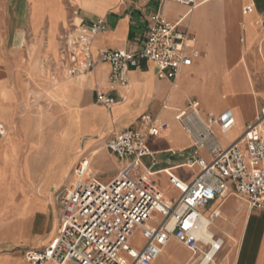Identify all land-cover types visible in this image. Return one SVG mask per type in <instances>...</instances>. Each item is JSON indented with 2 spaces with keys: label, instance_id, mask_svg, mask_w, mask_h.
Returning a JSON list of instances; mask_svg holds the SVG:
<instances>
[{
  "label": "crops",
  "instance_id": "0c3cea01",
  "mask_svg": "<svg viewBox=\"0 0 264 264\" xmlns=\"http://www.w3.org/2000/svg\"><path fill=\"white\" fill-rule=\"evenodd\" d=\"M247 5H252L251 12L245 11ZM158 8L170 22L182 18L195 37L198 55L179 75L178 87L171 89L168 80L158 79L153 64L145 60L128 71L127 86L114 90L104 62L69 80L55 74L58 46L70 35L60 41L57 37L66 20L73 24L76 17L104 19L106 29L91 43L97 58L100 49L137 48ZM261 17L264 0H206L194 6L174 0H0V122L8 130L0 140V264H28L26 250L42 249L54 239L59 220L54 193L71 181L78 159L87 157L98 179L95 162L100 154L117 174L123 161L102 144L143 113L171 126L165 136L147 142L156 160L154 178L168 196L175 191L163 171L185 177L181 170L186 168L179 166L182 160L156 157L189 142L173 119L176 109L185 107L188 100H197L204 115L231 109L236 125L227 134L217 130V136L224 145L235 140L264 104V29L257 23ZM45 58L51 76L41 74ZM95 89L120 99L106 108L95 102ZM154 90L159 99L150 110L147 98ZM176 91L180 97L172 103ZM37 94L45 96L44 105L34 98ZM222 136L227 140L222 141ZM143 161L146 166L151 162L149 157ZM158 175L164 176L170 193ZM216 207L220 215L210 229L224 242L216 264H264V210L250 209L232 193L209 202L206 214ZM169 246L176 252L169 253ZM162 254L153 264L199 261L174 239Z\"/></svg>",
  "mask_w": 264,
  "mask_h": 264
},
{
  "label": "built area",
  "instance_id": "2783aa9c",
  "mask_svg": "<svg viewBox=\"0 0 264 264\" xmlns=\"http://www.w3.org/2000/svg\"><path fill=\"white\" fill-rule=\"evenodd\" d=\"M174 1L194 6L206 0ZM252 9V5L245 7L246 12ZM150 21L137 48L100 49L97 58L91 43L106 29L104 19L73 22L74 35L64 38L59 49L61 65L74 77L91 71L100 62L107 63L108 83L114 90L115 86H127L128 71L145 60L153 64L156 77L168 80L172 89L198 55L195 37L182 18L170 22L159 8ZM257 23L264 29V17ZM119 99L95 89V102L106 108ZM173 119L189 142L171 154L182 158L179 166L195 168L186 178L166 172L174 195H166L154 178L156 160L147 143L149 138L165 136L171 126L158 116L143 113L103 143L123 161L114 178L99 181L85 156L75 162L71 181L54 193L59 208L56 235L46 247L26 250L27 263L153 264L165 243L173 238L199 257L197 264H211L223 239L208 232L220 215L217 207L206 214L209 202L232 193L250 209L264 210V104L255 119L226 145L218 139L217 130L227 134L236 125L231 109L204 115L197 100H188L185 107L175 110ZM5 133L0 122V140ZM145 157L151 160L147 166ZM137 232L143 242L134 246L131 236Z\"/></svg>",
  "mask_w": 264,
  "mask_h": 264
},
{
  "label": "rangeland",
  "instance_id": "374dc122",
  "mask_svg": "<svg viewBox=\"0 0 264 264\" xmlns=\"http://www.w3.org/2000/svg\"><path fill=\"white\" fill-rule=\"evenodd\" d=\"M73 22L75 24H78L80 21L75 19ZM68 33L72 37L74 35V27L69 21L66 20L65 29L62 32H60V34L57 36L58 40L60 41L62 36H64L65 34H68ZM59 47L60 46H58V49H57L58 52L56 54V59L54 61V68L53 69L55 70V74L60 73V74H62L63 78L68 79V80L72 79L73 76L68 75L66 73V71L64 70L63 66L61 65L60 58H59V49H60ZM47 60H48V58H45L40 63V67L42 70L41 74H45V73L47 74L48 73V75L51 76V73L49 71V69H51V68L49 66V63L47 64ZM31 85H34V83L32 82ZM37 87H41L40 84H37ZM176 92L177 93L173 92L172 97L170 98V101L172 103L174 101L176 102L180 97V94L178 93V91H176ZM34 98H37L41 105L45 104V96H43L41 94H39V95L37 94V96L36 97L34 96ZM147 99L149 100V109L152 110L153 105L155 104V102H157V99H159L158 91L154 90L153 95L149 96ZM166 115H168V113H166ZM221 140L226 141L227 138L225 136H222ZM102 147L104 148L103 144H102ZM156 158L162 159V160L170 158L172 161H181L182 160V158L180 156H174V155L168 154V153L157 155ZM145 161H146V163H148V160H145ZM95 167L97 168L98 179H100L102 181H107V180L111 179L116 173L115 166H113L110 162L104 160L102 155H100V154L96 157ZM181 172L185 177H187L188 175L192 174L193 170L182 169ZM157 178H158V181L161 184V186H163L170 193V189L168 187L167 181L164 178V176L158 175ZM171 195H172V193H171ZM142 242H143V239H142L140 233L139 232L135 233L134 237L132 238V244H134V246H139L142 244ZM168 252L173 254L176 252V250L174 249V247L169 246ZM221 257H222V254H220L218 256V258L216 259L217 263L220 262Z\"/></svg>",
  "mask_w": 264,
  "mask_h": 264
},
{
  "label": "bare ground",
  "instance_id": "6f19581e",
  "mask_svg": "<svg viewBox=\"0 0 264 264\" xmlns=\"http://www.w3.org/2000/svg\"><path fill=\"white\" fill-rule=\"evenodd\" d=\"M76 19L77 20H79L80 21V19L78 18V17H76ZM178 80H179V77H178V79H177V82L175 83V86L174 87H178ZM60 84V83H59ZM58 85V84H57ZM56 85V86H57ZM63 85V84H62ZM49 94V93H48ZM8 131V130H7ZM7 131H6V133H5V135L7 134ZM163 172H171L169 169H166L165 171H163ZM153 174V176L154 175H156L157 173H152ZM209 233H211V234H213V232H212V230L211 229H209V231H208ZM204 237H205V235H203ZM132 238H133V236H131V240H132ZM173 238H171L170 240H172ZM170 240L169 241H167L166 243H165V245H164V247L162 248V251H161V253H160V255L164 252V249H165V247L169 244V242H170ZM175 240V239H174ZM224 243V242H223ZM217 254V253H216ZM216 254H215V256H216ZM163 255V254H162ZM215 256H214V258L212 259V263L211 264H216L217 262H216V260H215ZM160 257V256H159ZM158 257V258H159ZM215 260V261H214Z\"/></svg>",
  "mask_w": 264,
  "mask_h": 264
}]
</instances>
